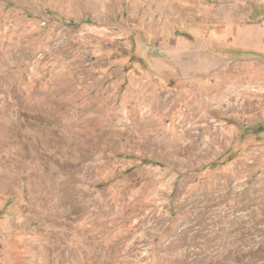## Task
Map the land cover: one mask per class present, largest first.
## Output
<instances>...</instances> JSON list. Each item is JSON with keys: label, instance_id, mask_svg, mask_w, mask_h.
Masks as SVG:
<instances>
[{"label": "rangeland", "instance_id": "obj_1", "mask_svg": "<svg viewBox=\"0 0 264 264\" xmlns=\"http://www.w3.org/2000/svg\"><path fill=\"white\" fill-rule=\"evenodd\" d=\"M0 264H264V0H0Z\"/></svg>", "mask_w": 264, "mask_h": 264}]
</instances>
